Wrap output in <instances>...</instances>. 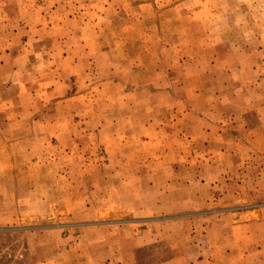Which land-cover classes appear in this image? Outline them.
I'll use <instances>...</instances> for the list:
<instances>
[{
	"label": "rangeland",
	"instance_id": "374dc122",
	"mask_svg": "<svg viewBox=\"0 0 264 264\" xmlns=\"http://www.w3.org/2000/svg\"><path fill=\"white\" fill-rule=\"evenodd\" d=\"M0 264H264V0H0Z\"/></svg>",
	"mask_w": 264,
	"mask_h": 264
}]
</instances>
